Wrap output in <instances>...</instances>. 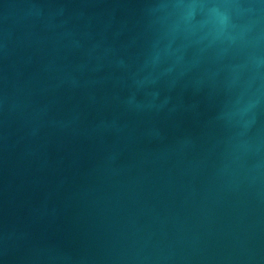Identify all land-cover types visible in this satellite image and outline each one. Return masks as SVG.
Here are the masks:
<instances>
[{
  "label": "water",
  "instance_id": "obj_1",
  "mask_svg": "<svg viewBox=\"0 0 264 264\" xmlns=\"http://www.w3.org/2000/svg\"><path fill=\"white\" fill-rule=\"evenodd\" d=\"M0 264H264V0H0Z\"/></svg>",
  "mask_w": 264,
  "mask_h": 264
}]
</instances>
